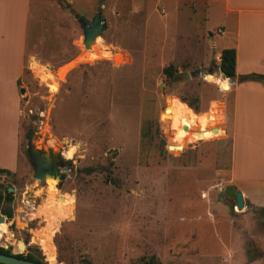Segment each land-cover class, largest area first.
I'll return each instance as SVG.
<instances>
[{
  "label": "rangeland",
  "instance_id": "obj_1",
  "mask_svg": "<svg viewBox=\"0 0 264 264\" xmlns=\"http://www.w3.org/2000/svg\"><path fill=\"white\" fill-rule=\"evenodd\" d=\"M204 2L0 0V166L16 150L0 172L1 247L46 264H264V208L224 192L229 81L201 75L218 65ZM97 10L107 28L80 54L74 15ZM31 149L66 177L35 178Z\"/></svg>",
  "mask_w": 264,
  "mask_h": 264
},
{
  "label": "crops",
  "instance_id": "obj_2",
  "mask_svg": "<svg viewBox=\"0 0 264 264\" xmlns=\"http://www.w3.org/2000/svg\"><path fill=\"white\" fill-rule=\"evenodd\" d=\"M204 1V10L206 9L213 19L217 32L216 35L211 33L208 42L204 45L205 50L208 48V51L212 52L210 59H217L219 65L222 49L233 47L236 51L233 82H230L229 77L222 73L218 74L219 76L203 74L217 79L218 85L222 79L229 81L230 99L225 102L222 123L227 127L228 134L226 137H220L227 138L229 141V182L231 188L242 193L244 205L250 203L264 208V81L263 79L243 82L237 80L242 74L264 75V0ZM24 2L27 3V0ZM216 13L219 17L213 18ZM7 33L10 34L9 31ZM7 33L0 31V40L2 36H7ZM18 34L17 46L21 45L20 30ZM20 52L21 50H19V61ZM207 60L208 57L203 60L205 66H209L207 64L209 60ZM213 69L214 65L206 71L213 72ZM0 74H2L1 71ZM16 78L15 74L11 80V86L17 94ZM222 90L227 91L223 88ZM215 114L217 116V111ZM180 117L182 118L181 115ZM15 152L11 164L0 166V168L12 170L16 164ZM259 154H262L261 161H258Z\"/></svg>",
  "mask_w": 264,
  "mask_h": 264
},
{
  "label": "water",
  "instance_id": "obj_3",
  "mask_svg": "<svg viewBox=\"0 0 264 264\" xmlns=\"http://www.w3.org/2000/svg\"><path fill=\"white\" fill-rule=\"evenodd\" d=\"M74 17L76 18L80 28L83 31L82 37V44L83 49L80 51V54L83 51H87L93 46L94 41L96 38L103 33V31L107 28V23L104 17V14L101 10H97L91 19L87 18L82 14H75ZM211 34V33H210ZM47 68L51 70L56 76L59 74L57 73L58 68H54L53 66L46 65ZM215 74H221L220 66L215 64L213 69ZM197 74H201L200 68H197L195 71ZM204 74V73H203ZM201 74V75H203ZM223 74V73H222ZM224 75V74H223ZM190 74L188 72L183 73V77H189ZM230 82L235 80V76L229 77ZM264 81V79H263ZM19 93H24V88L19 87ZM167 147L171 149V145L167 144ZM31 157L33 167L35 169L34 177L37 179H43L46 176H52L54 178H58L61 180L66 177V171H60V168L57 165V159L55 155L50 156L46 151L39 152L38 150L31 149L29 152ZM59 185V184H58ZM12 188H9L11 191ZM224 192L227 196L232 197L234 196L235 205L237 209H242L244 207V199L242 193L240 191H235L231 187H226ZM5 220V216L0 214V222ZM0 263L2 264H44L41 262H36L28 259L18 258L12 254H5L0 252Z\"/></svg>",
  "mask_w": 264,
  "mask_h": 264
},
{
  "label": "trees",
  "instance_id": "obj_4",
  "mask_svg": "<svg viewBox=\"0 0 264 264\" xmlns=\"http://www.w3.org/2000/svg\"><path fill=\"white\" fill-rule=\"evenodd\" d=\"M235 65H236V51L235 48L233 47H228V48H224L222 49L221 53H220V70L221 72L226 76V77H233L235 76ZM163 73L166 76H173L174 75V67L172 64H169L168 66L163 68ZM264 78V75H259L256 73H252V74H248V75H239L237 80L239 82L245 81V80H262ZM189 105L192 106V103L190 101H188ZM31 131H28L26 133L27 136H30ZM183 141L184 139H180L179 137H174L171 141L170 144L174 147H184L183 145ZM89 170V169H88ZM0 172L2 173H10L11 171H9L6 168H0ZM8 200H10V195L7 197ZM7 216H11L9 212H6ZM0 252L1 253H5V254H9V251L7 249H4L3 247H0ZM16 257L19 258H23L22 254H16ZM29 260H33V261H41L40 259L32 256V255H28L26 257ZM2 264V263H0Z\"/></svg>",
  "mask_w": 264,
  "mask_h": 264
},
{
  "label": "flooded vegetation",
  "instance_id": "obj_5",
  "mask_svg": "<svg viewBox=\"0 0 264 264\" xmlns=\"http://www.w3.org/2000/svg\"><path fill=\"white\" fill-rule=\"evenodd\" d=\"M3 223H6V221L4 220L3 221ZM7 224V223H6ZM7 229H8V224H7ZM0 237H1V235H0ZM8 238H7V240H5L4 242H7V243H10L11 245H14V246H16L18 249H19V246H18V244H17V242H18V240L17 239H13V237H12V234H11V232H10V235H8L7 236ZM13 239V240H11V239ZM38 239V238H37ZM0 241H3V240H0ZM17 241V242H16ZM38 244L41 246V244H40V242H39V240H38ZM1 247V246H0ZM41 248H42V246H41ZM7 250L9 251V254H12V255H16V254H22V256H23V258L22 259H27L26 257L29 255H27V254H23V253H14L12 250H10V248H7ZM20 250V249H19ZM19 258V257H18ZM29 260V259H28ZM33 261V260H32ZM36 262H41V263H44V262H42V261H36ZM44 264H46V263H44Z\"/></svg>",
  "mask_w": 264,
  "mask_h": 264
},
{
  "label": "bare ground",
  "instance_id": "obj_6",
  "mask_svg": "<svg viewBox=\"0 0 264 264\" xmlns=\"http://www.w3.org/2000/svg\"><path fill=\"white\" fill-rule=\"evenodd\" d=\"M45 144H46V143H45ZM47 147H48V146H47ZM56 154H57V153H56ZM56 156H57V155H56ZM40 190H41V189H40ZM38 194H39V193H38ZM51 195H52V194H51ZM46 197H47V196H46ZM46 200H48V198H47ZM46 200H45V201H46ZM49 203H50V200H49ZM52 203H53V202H52ZM53 205H54V204H53ZM53 205H52V206H53ZM40 206H41V205H40ZM42 207H43V206H42ZM48 209H49V208H48ZM60 209H61V208H60ZM41 210H42V209H41ZM53 210H54V209H53ZM65 210H66V209L64 208L63 211H65ZM51 211H52V210H51ZM51 211H50V212H51ZM52 212H53V211H52ZM52 215H53V214H52ZM52 215H51V216H52ZM49 216H50V214H49ZM0 227H1V228H4V229H7V224H6V223H3V222H0ZM6 232H7V231H6ZM41 232H42V231H41ZM41 232H40V233H41ZM44 235H45V234H44ZM48 235H50V234H48ZM5 236H6V235H5ZM44 237H45V236H43V239H45ZM21 242H22V241H18V243H17L18 246H19V249H20V250H22V248H21L22 246L24 247V243L22 242V243H23V245H22ZM19 252H20V251H19Z\"/></svg>",
  "mask_w": 264,
  "mask_h": 264
}]
</instances>
